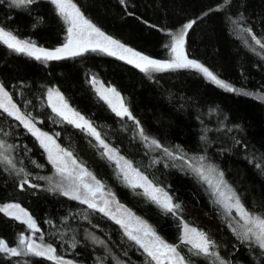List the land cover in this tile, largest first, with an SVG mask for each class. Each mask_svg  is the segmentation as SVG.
Returning <instances> with one entry per match:
<instances>
[{"label":"trees","instance_id":"obj_1","mask_svg":"<svg viewBox=\"0 0 264 264\" xmlns=\"http://www.w3.org/2000/svg\"><path fill=\"white\" fill-rule=\"evenodd\" d=\"M72 2L106 35L155 59L169 57V32L191 21L185 34L187 57L241 92L224 90L192 69L148 76L124 60L97 51L44 63L0 42V83L18 109L54 136L163 241L176 246L187 264L219 261L215 255H196L190 244L182 243V219L214 241L210 251L230 264H264V250L238 238L226 211L186 162L203 157L221 171L245 209L264 216V100L257 96L264 95V0ZM0 27L49 49L60 46L66 35L65 23L49 0L19 7L0 0ZM91 76L119 92L136 123L109 108L91 86ZM49 86L59 89L106 143L180 207L166 211L140 187H132L90 134L49 107ZM137 126L160 148L146 145ZM52 170L37 140L0 108V203L20 204L42 239L57 255L74 262L155 264L106 215L40 188L37 177ZM25 231L23 222L0 211V240L14 246ZM0 264L58 263L37 255L0 254Z\"/></svg>","mask_w":264,"mask_h":264},{"label":"snow or ice","instance_id":"obj_2","mask_svg":"<svg viewBox=\"0 0 264 264\" xmlns=\"http://www.w3.org/2000/svg\"><path fill=\"white\" fill-rule=\"evenodd\" d=\"M35 0H12V3L16 6L27 5L34 3ZM51 3L56 6L59 11V14L64 17V19L69 23L68 31V42L61 48L55 49V51H46L43 48H38L34 44L29 42L21 41L16 38L12 33L4 31V29L0 28V40H2L9 48L14 49L17 52H27L30 56H35L37 60L44 58L47 60L52 59H61L64 55H80L83 51H87L91 46L92 50L99 49L100 51L107 52L109 55H116L117 52L113 49H118L123 53H128L133 57H136L142 63H137L136 66L141 68L143 71H147L149 68L154 69H163V68H173V67H193L198 68L200 71L204 72L212 81H214L217 85L226 88L229 91H234L228 84L221 81L217 78L212 72H210L207 68L202 65L196 63L195 61L188 60L183 55V44H184V33L181 32L179 35L175 36L174 43L171 45V51L176 54L175 59L171 62L163 63L158 60L149 59L146 56H141L139 53L133 52L129 48H125L122 44H119L117 41L112 40L110 37L104 35L95 25L91 24L84 16L81 14L80 10L77 6L72 3V0H51ZM192 24L189 23L185 25V28H191ZM97 37L99 39H94ZM255 39V37H253ZM257 44H260V41H256ZM264 46V45H262ZM121 59H124L125 56L121 55ZM129 63L133 61L129 59ZM115 91L114 89L112 90ZM0 94L4 97L5 100L8 101L7 104L0 103V108H3L5 112H8L9 115L15 116L17 120H20L26 128L33 132L34 135H37L38 139H41V144L49 151V159L50 161L57 167V171L61 174L68 173L71 175L68 169V162L63 159V157H71V153L64 152L62 149H58V152L62 153V155L52 154V149L48 148V145L45 144V140L51 141V137H48L45 133H41L39 129L35 128V125L32 123L31 119L22 116L19 112V109L16 108L15 104L11 103V98L8 96L7 92L4 91L2 85H0ZM53 93L49 91V98L51 99ZM57 96L60 107L53 105V111H56L58 115L64 116L65 119H68V116L65 114L64 110L71 111L68 109L67 104L63 101V97L57 92L55 93ZM118 95V94H117ZM122 111H118V115H129L127 108H124L121 105ZM11 109V110H10ZM115 110V109H114ZM73 116L76 117L75 120H70V123H75L77 127L86 128L90 134L94 135L97 140L100 141L101 145L107 148V145H104L103 140L100 139L99 133L96 132L94 128L88 123V121L84 120L82 116H79L77 113H72ZM78 121H82V123H77ZM152 144H155L157 147L160 145L157 144V141L153 140ZM165 151H167L165 149ZM170 154V153H169ZM203 159V157H201ZM11 163L10 161H8ZM73 166H76V161L71 160ZM127 163V162H125ZM131 167V165H128ZM84 175H91L87 173L85 169H81V175L78 179L81 181L82 187L86 190V196L82 200L83 203L88 204L90 208H97L96 203L93 202L95 199L96 193L102 189V185H100L99 181H96V187L93 188L92 185L83 182ZM136 175L140 178V180L144 181L143 184H132V187H143L145 194L150 197L154 202L158 203L161 207H163L166 211L174 212L176 209L180 207L179 204H173L171 197H169L166 193L163 192L162 189L155 188L151 182L147 181L146 177L141 176L138 172ZM222 175V174H221ZM95 180V177H92ZM27 183V180H25ZM68 195L67 192L64 193ZM91 197L92 199H89ZM73 198L80 199V196L77 194ZM231 200L232 198L229 197ZM105 205L108 204V201H104ZM18 205H7L4 209H0V211H7L10 208H17ZM237 210L238 215L244 221V225L246 226L243 235L238 237L242 241H254L255 244L259 246L260 249L264 250V216L252 215L247 209H245L244 205L241 204L239 198L235 199V203L232 205ZM99 211L105 212L106 209L104 207L99 208ZM107 214V213H106ZM26 215V214H25ZM115 218V217H113ZM117 223H122V221L117 220ZM141 223V228L136 229V232H143V236L146 238H150L147 240H142L139 235L133 234L132 231H127L128 226L123 225L129 235L130 239L136 241L141 245L142 248L147 252L148 256H150L153 260L157 261V264H161V258L167 257L170 261V264H185V259L183 256H180L177 253L176 246L165 243L161 240L155 233L145 224ZM29 226L35 228V224L29 219ZM26 243L25 238L21 237L20 244L24 245ZM182 243L191 244L190 251H193L196 255H215L219 264H230V262L223 260L219 257L217 253H213L210 249L215 247V242L212 241L204 232L198 231L195 228H189L188 225H185L184 237L182 238ZM27 249L34 255L43 256L45 253H53L55 250L48 246L46 249L38 250V246H35L32 243H27ZM0 251L10 252L11 255H20L16 248H9L7 244L0 240ZM168 253H172V257H168ZM48 259H54L52 255L48 256Z\"/></svg>","mask_w":264,"mask_h":264},{"label":"rangeland","instance_id":"obj_3","mask_svg":"<svg viewBox=\"0 0 264 264\" xmlns=\"http://www.w3.org/2000/svg\"><path fill=\"white\" fill-rule=\"evenodd\" d=\"M7 1H9L10 3H12V0H7ZM49 1L51 2V0H49ZM21 6H26V5H21ZM54 7H55L57 13L59 14V11H58V9L56 8L55 5H54ZM60 17L63 19V21L65 23V26H66V35H65L64 42L60 46L55 47V48H50V49L49 48L39 47V46H36L35 45L36 47L43 48L46 51H55V49L63 47L68 42V31H67V29H68V27L70 25L64 19L63 16L60 15ZM85 19H87V18H85ZM189 23H192V22L191 21L185 22L184 24H182L181 26H179L176 30L169 32V34H170V48H169V57L167 59H155V58H151L149 56H146L145 54H142V53H140V52H138V51H136V50H134V49H132V48H130V47H128V46L120 43V42H118V41L117 42L119 44H122L125 48L131 49L133 52L139 53L141 56H146L149 59H154V60L161 61L163 63H167V62L173 61L175 59V56H176V54L171 51V45L174 43V39L173 38L175 36L179 35L181 32H183L184 33V44H183V48H182L183 55L188 60L195 61L196 63L202 65L198 61H196L194 59H191V58H188L187 55H186V52H185V34H186L187 30H188V28H185V25H187ZM4 31H6V30H4ZM6 32H8V31H6ZM101 32H103V31H101ZM104 35L107 36V37H109L105 33H104ZM17 39L18 40H21V41H24V40L19 39V38H17ZM94 39H99V38L94 37ZM111 39L112 40H115L113 38H111ZM0 42L2 44H4L6 47H8L7 44H5L2 40H0ZM9 49L15 51L12 48H9ZM113 50H115L117 52V54L116 55H112V56L121 59L120 56L121 55H124L125 58L124 59H121V60H124V61L128 62L129 59H131L133 62L130 63V64H132L133 66H135L136 68H138L139 70H141V68H139V67L136 66L137 63H142L141 61H139L138 58L133 57V56H131L128 53H123V52H121L118 49H113ZM87 51H94V50H92V47L90 46ZM87 51H83L82 53H85ZM95 51L108 54L107 52L100 51L99 49H97ZM15 52H17V51H15ZM19 53L28 55L27 52H19ZM31 57L35 58V56H31ZM63 57H71V55H64ZM39 61L46 63V62H48L50 60L41 58V59H39ZM203 67H205V66H203ZM178 68L195 70V71L199 72L205 79H207L211 83L217 85L204 72L200 71V69H198V68H193V67H173V68H163V69L149 68L147 71H143V70H141V71L144 74L150 76L154 72L166 71V70H173V69H178ZM218 79H220V78H218ZM220 80L223 81V82H225L226 84H228L232 89H234V91L241 92L240 89L235 88L230 83H228V82H226V81H224L222 79H220ZM89 82H90L91 86L93 87V89L96 91L97 95L100 96L103 99V101L109 106V108L115 114H117L118 111H122L121 105H123L124 108H127L128 113H130L129 112V109H128V106L124 102L123 98L121 97V95L119 94V92L113 86L105 85L99 78L94 77V76H91L89 78ZM0 85H1V83H0ZM217 86L220 87V88H222V89H224V90H227L226 88H223V87H221L219 85H217ZM113 89L115 90L114 92L112 91ZM50 90L53 93L51 99L49 98V91ZM4 91L7 92V90L5 88H4ZM57 92L60 94V96L63 97V101L67 104L68 109L71 110V111L64 110L65 111V114L68 116V119H65L64 116L59 115L62 119H64L67 122H69L70 120H75L76 117L72 115L73 112L74 113H77L79 116H82L81 114H79L77 111H75L69 105V103L67 102L65 96L55 86H49L47 88V90H46V100H47V103H48L49 107L52 110H53V105H55L57 107H60V102H59L57 96L55 95V93H57ZM7 94L10 97V95H9L8 92H7ZM257 96H258V98L264 100V95H257ZM0 103H4V104H7L8 103V101L4 99V97L2 96V94H0ZM11 103L12 104H15L12 99H11ZM16 108L18 109L17 106H16ZM1 109L4 110L3 108H1ZM19 112H20V114L22 116L28 118L20 110H19ZM54 112L57 114L56 111H54ZM6 113H8V112H6ZM10 116H12V117L15 118V116H13V115H10ZM119 116L125 117V118H128V119H132L135 122V120L133 119V117L131 116V114H130V116L129 115H119ZM84 120H86V119L84 118ZM18 121L24 126V124L20 120H18ZM32 123L35 125V128L36 129H39V131L41 133H45L48 137H51V141L45 140V144L48 145V148H51L52 149L53 156H55V155H62V153L58 152V149H62L64 152L70 153V151H68L67 149L63 148L62 146H60L58 144V142L56 141V139H55L54 136H52L51 134L47 133L46 131L40 129L33 121H32ZM77 123H82V121H78L77 120ZM88 123L90 124L89 121H88ZM71 124H73L74 126H76L75 123H71ZM79 128H81L87 134H90V132L86 128H83V127H79ZM92 128H94V127L92 126ZM25 129L37 140L38 144L43 149L47 160L49 161V163L52 165V168H53V170H52V172L50 174L45 175V176H38L37 177V179L40 181V184H38V186L40 188H44L47 191L57 192V193H60V194H63V195H65L64 193L67 192L68 195H65V196H67L69 198H72V199H75L73 197L78 194L80 196V199H75V200H78V201L82 202V200L86 196V190L82 187L81 181L78 179V177L81 175V169H85L87 171V173H90L91 175H84L83 176V182L84 183L90 184V185L93 186V188H95L96 187V181H99L100 182V185L103 186L102 189L96 193L95 199L93 200V202L96 203L97 208H92V209L99 211V208L104 207L106 209V211L105 212L99 211L100 213L106 215L107 217H109L115 223H117V220L122 221V223H117V224L119 225V227L122 229V231L124 232V234L127 237H129V235L127 234V231H132L133 234L139 235L142 240L150 239V238L144 237L143 236V232H136L135 231L136 229L141 228V223L140 222H142L143 224L147 225L155 233V235L158 236L156 234V232L146 222H144L139 216H137L129 207H127L126 205H124L121 202H119L118 199L116 198V196L114 195V193L112 191H110L103 184V182L101 180H99L87 167H85L84 165H82L81 163H79L74 158V156L72 154H71V157L70 158L69 157H63V159L68 162V169H69V172H71V175H69L67 172L66 173H63V174L59 173L57 171V167L49 159V151L41 144V139L42 138L41 139H38L37 138V135H34L32 131H30L26 127H25ZM137 129L139 130V134H140L142 140L145 142L146 145H148L150 147H157L155 144H152V141L154 139L149 138L146 135H144L139 126H137ZM96 132H97V130H96ZM90 135L95 139V141L97 142V144L101 147V149H102L103 153L105 154V156L108 159H110L115 164L117 170L121 173V175L123 176V178L130 185H132L133 183H135V184H143L144 183V181L140 180V178L136 175L137 172L141 176L146 177L147 178V181L151 182L149 180V178L144 173H142L140 170H138L137 168H135L133 166V164L130 162V160H128L127 158H125L123 155H121L115 148H113L111 145H109L108 143H106L101 137H100V139L103 140L104 145H107V148H105L104 146H102L101 143H100V141L97 140L94 135H92V134H90ZM157 144H159V143L157 142ZM57 146H58V149H57ZM157 148H160V146L157 147ZM73 159L76 161V166H73L72 163H71V160H73ZM125 162H127V163H125ZM186 162H188L189 167L192 170H194L195 173L202 180L205 181V183L210 188V190H211L212 194L214 195L215 199L217 200V202L226 211L227 215L229 216V220L232 223V225H233L234 229L236 230V232L239 234V236H242L243 235V232L245 231L246 226L244 225V221L238 215L237 210L234 207H232V205L235 203V199L237 198V195L234 192V190L232 189V187L226 182V180L224 179L223 175H221L222 174L221 171L219 169H217L216 167H214L211 163H209L206 160L201 159L199 157L190 159L189 161L186 160ZM128 165H131V167H129ZM92 177H95V180H93ZM151 184L155 188L162 189L163 192L166 193L170 197V195L168 194V192L165 189H163L160 186H157V185L153 184L152 182H151ZM140 188L144 191V188L143 187H140ZM229 197H231L232 199L230 200ZM89 199H92V198L89 197ZM104 201H108V204L105 205ZM84 204H86V203H84ZM7 205H18V207L17 208H10L7 211H1V212L5 213V215H7L9 217H12L14 219H17L18 221L23 222L25 224V226H26V231L23 232V233H20L17 236L16 244L14 246H8L7 245L9 248H16L17 251L20 253V255L27 256V255H34V254H32L31 252L28 251V249H27V243H32L35 246H38V250L46 249L48 246H51L52 247L51 244L45 242L42 239V237L37 233L38 232L37 225L35 224L33 218L30 216L29 212L25 208H23L17 202L9 201V202H5V203H0V209H4ZM86 205L88 206V204H86ZM252 215H255V214H252ZM113 217H115V218H113ZM29 219L35 224V228H32V227L29 226ZM186 224L188 225L189 228H195L198 231H201L198 228H196L195 226H192V225L188 224L187 222H185L182 219L181 220V239L184 237V231H185V225ZM123 225H127L128 226L127 231H126V229H125V227ZM21 237L25 238L26 243L24 245H21L20 244ZM246 241H248V240H246ZM134 242L136 244H138L136 241H134ZM248 242L251 243V244H255L254 241H248ZM138 245L141 247L140 244H138ZM255 245H257V244H255ZM142 250L147 254V252L144 250V248H142ZM177 253H178V251H177ZM0 254H3L4 256H7V257L14 256V255H11L10 252H4V251H0ZM49 255H52L54 257V259H50V260H52V261H54V262H56L58 264H80V263L74 262L73 260H70L68 258H64L62 256L57 255L55 251L53 253H50V254L49 253H45V255H43L42 257H45V258L48 259V256ZM172 255H173L172 253H168V257H172ZM153 261H154L155 264H157V261H155V260H153ZM117 264H120V263L118 262ZM161 264H170V261H169V259L167 257H162L161 258ZM185 264H187V263L185 262Z\"/></svg>","mask_w":264,"mask_h":264}]
</instances>
